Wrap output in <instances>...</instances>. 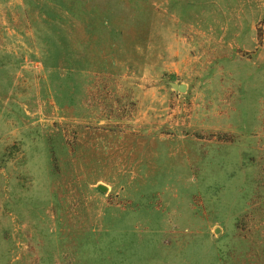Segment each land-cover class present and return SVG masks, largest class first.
<instances>
[{"label": "rangeland", "instance_id": "1", "mask_svg": "<svg viewBox=\"0 0 264 264\" xmlns=\"http://www.w3.org/2000/svg\"><path fill=\"white\" fill-rule=\"evenodd\" d=\"M0 264H264V0H0Z\"/></svg>", "mask_w": 264, "mask_h": 264}, {"label": "water", "instance_id": "2", "mask_svg": "<svg viewBox=\"0 0 264 264\" xmlns=\"http://www.w3.org/2000/svg\"><path fill=\"white\" fill-rule=\"evenodd\" d=\"M174 89L185 92L187 90V86L185 84H174Z\"/></svg>", "mask_w": 264, "mask_h": 264}]
</instances>
